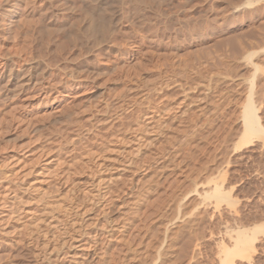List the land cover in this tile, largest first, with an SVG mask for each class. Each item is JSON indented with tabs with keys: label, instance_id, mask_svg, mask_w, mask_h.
<instances>
[{
	"label": "rangeland",
	"instance_id": "rangeland-1",
	"mask_svg": "<svg viewBox=\"0 0 264 264\" xmlns=\"http://www.w3.org/2000/svg\"><path fill=\"white\" fill-rule=\"evenodd\" d=\"M73 1L31 0L30 4L34 2L37 6L36 11L31 12L29 2L26 5V1L22 0V9L18 10L21 12L17 11L13 17L6 16L2 22L4 25H0V77L8 74L10 62L13 64L10 60H20L15 65H25L33 58V53L40 60L47 51L53 55L61 52L64 58H72L69 62L71 66H85V59L76 57L77 50L73 43L65 46L66 43L58 41L63 45L62 48L55 42L77 30V26L78 29L82 28L81 32L85 33L88 42L99 35L97 31L93 36L94 31L85 23L84 13L90 11L89 3L98 5L99 14L107 11L104 12L110 16L107 18L113 20L109 22V27L112 33L114 31L117 42L110 50L112 53L108 49L98 51L99 60L97 58L92 63L98 68L94 80L77 92L64 94L65 97L54 101L55 108H48L47 111L43 110V105L36 108L35 104L41 99L38 88L8 100L6 104L0 103V110L4 109L0 111V127L4 126L0 130V170L9 165L15 153L27 151L29 145H39L37 152L42 148L58 149L59 143L69 141L80 132L89 131L92 122L100 118L101 122H96L90 129L94 133L90 136L92 142L101 143L106 136L128 129L147 108L158 107L168 116H173L189 104L187 117L190 122L192 120L202 125L201 130L195 133L188 146L177 152L174 163L159 170L152 165L146 170L142 183L148 190L145 199L138 200V194H134L126 197L124 204L116 208V223L121 224L133 210L139 212V219L124 240L121 239V229L115 230L111 236L109 254L114 264H124L123 255L132 248L136 251V258L129 264H143L146 260L144 250L149 246V249L152 248L150 252H153L154 243L156 245L162 238L159 230L147 232L148 226L143 224L154 221L165 207L173 205L170 218L175 217L181 209L179 214L189 217V220L194 217L197 224L192 228L194 231L188 230L181 237L177 235L179 238L176 237L173 243L175 252L166 259V263L264 264V0H162L163 3L152 0L151 6L147 4L149 0H146V5L142 3L145 6H137L133 0H123L125 2L122 4L129 11L121 6L122 0H96V3L95 0ZM153 1L161 3L160 7L154 8ZM3 2L0 0V3ZM125 3H131V9ZM148 5L152 9L151 13L146 9ZM24 7L28 11H23ZM120 9L126 13V17H122ZM141 9L145 12L142 16ZM51 10L57 11L53 17L56 32L53 30L54 34L51 33L53 35L48 39V33L45 37L43 31L47 32L44 27ZM94 10L89 13L97 17L98 11ZM25 12L28 13L26 17H30L31 25L23 23ZM135 12H139V16ZM146 12L150 13L145 17L147 20L143 19ZM118 16L122 17L121 20ZM136 16L138 19L141 16V19H136ZM114 23L119 26L114 27ZM149 28H153V31L149 32ZM89 32H92L91 35ZM197 33L203 35L199 34V37ZM26 51L31 53L29 59ZM119 52L124 53L123 58L117 55ZM9 54H13L12 59ZM64 58L60 64L64 65ZM166 77L171 78V81L163 92L148 95L149 89ZM227 80L230 83L227 84ZM248 97L252 99L262 125V137L258 133L251 140L244 138L241 132L242 114L244 105L250 99ZM119 101L130 104L136 102L139 111L123 124L109 121V117L113 118L118 112ZM43 112L48 115H41ZM102 116L109 119L103 122ZM68 119L74 120V123L67 125ZM181 120L175 119L172 128L157 145L163 144L170 148L180 144L185 132ZM96 126L101 129L95 131ZM242 137L243 141L240 140ZM33 158L32 154L28 155L27 163H31ZM20 168L15 169L13 179ZM84 178L80 176L77 180L83 181ZM216 183L222 190L221 195L220 191L213 192ZM6 184L4 180L0 181V188ZM175 200L176 204L180 203L177 213L174 212L177 208ZM100 242L96 244L98 255ZM97 260L98 256H95L89 264H97Z\"/></svg>",
	"mask_w": 264,
	"mask_h": 264
},
{
	"label": "bare ground",
	"instance_id": "bare-ground-1",
	"mask_svg": "<svg viewBox=\"0 0 264 264\" xmlns=\"http://www.w3.org/2000/svg\"><path fill=\"white\" fill-rule=\"evenodd\" d=\"M21 1L22 0H4L3 3H0V25L6 16L13 17L17 14L18 10L22 9H20ZM24 1H26L25 4L28 5L27 3L29 1ZM134 1L135 5L136 3L138 4L137 6H139V4L144 5L142 3L146 5L147 3L146 0H133V2ZM149 1L147 4L151 6L152 0ZM156 1H153L155 4L154 8H157L159 4H161H156ZM163 1L160 0L159 2L163 3ZM118 2H120V0H118ZM118 2H116L117 5H119ZM122 2L124 3L125 1H121V6L123 5ZM248 2H251V0ZM113 3L115 4V2ZM126 3L125 5L127 7L131 5V3L129 5ZM85 4L88 3L85 2ZM97 6L95 4L90 5L89 3L90 9L87 7L90 13L95 8L94 11H98L97 17L92 16L88 11L84 13L86 15L85 23L94 31L93 33L89 32L90 35L91 33L93 35L95 32L98 33L97 31H99V35H95L93 39L91 38L92 42H88V38L85 40V33L83 31L81 32L82 28L78 29V26L76 27L77 30L72 29L75 28V26L72 27L71 30L74 31H72L71 34L64 35L62 39H57L55 42L57 43L59 41L61 44L66 43L65 46L70 45L68 43H73L74 48L77 50L75 54L76 57L80 56L85 59L86 65L79 68L71 66L69 62L73 60L72 58H64V54L61 52L53 55L54 53L50 54L48 51L47 53L45 52L46 54H43L44 58L41 56L42 60L34 57V53L32 55L33 58H30L31 53L26 51L25 53H29V57L27 58H30V60L28 61L27 59L26 61L28 62L25 65H15L20 60L18 62H16V60L14 61L11 57L13 54H9L12 59L10 61H12L13 64L11 65L9 61L10 65H8L11 67H8V74H2V77H0V103L6 104L8 100L19 97L34 88H38L41 99L35 104L36 108L38 109L43 105V110L45 109L47 111L48 108H55L53 106L54 101L65 97L64 94L70 95L77 92L84 85L90 84V82L94 80L95 71L98 69L96 67L97 65L92 64L99 56L98 51L108 49L109 53H112L111 51L113 49L111 50V48L117 43L113 36L114 31L112 33V29L109 27V22L112 23L113 20L109 19V14L107 15L109 18H107V13H105L107 11L105 10V12L103 11V13L100 12L99 14L100 10L97 9ZM137 6L135 8H137ZM31 7L32 10L28 7L29 10L35 12L37 6L35 7L34 2ZM124 8L126 7L123 5V9ZM129 8L131 9V7ZM146 9H149V5ZM24 10L28 11L25 7L23 8V11ZM122 10L121 12H123ZM126 10L129 11L128 8H126ZM149 10L151 13L152 9ZM50 12V16L47 17V23L45 22L46 24L44 27V30L47 32L45 33L43 31V33L46 34L45 37L49 35L48 39L51 38L50 35L54 34L53 32H56L54 27L56 24L53 17L56 15L57 11L51 10ZM95 12L94 14H96ZM144 13L143 11L142 13L140 12L141 16ZM149 14L146 12L143 19H146L145 17ZM27 15L28 13L25 12V17L22 16L23 23L31 25L32 22L28 19L30 17H26ZM21 16H19L20 19ZM126 16V13L124 14L123 12L122 17ZM141 16L139 19H141ZM122 17H120V20ZM136 19H138V17ZM44 21L46 20H43V22ZM143 22L146 21L143 20ZM115 23L114 25L117 24ZM138 25L142 26L140 24ZM8 26L9 25H7V27ZM118 26L116 25L114 27ZM19 27L21 26L19 25ZM9 28L8 30H10ZM28 29L30 28L28 27ZM151 30L153 31V28L148 29L149 32H151ZM58 31L60 32V30ZM43 33H41V35ZM153 33L154 32H152V34ZM199 34L203 35L202 33H197V35ZM41 35L39 37H41ZM200 35L199 37H201ZM30 38L32 39V36ZM42 39L45 40V38ZM61 44L59 46L63 48ZM25 53H23L22 57H24ZM117 55L123 58L124 53L119 52ZM13 56H15V53ZM16 56L14 58H16ZM63 58L64 65L60 64ZM246 59H249V57ZM97 60H99V58ZM170 81L171 78L166 77L163 81L155 83L153 88H150L151 91L149 89L148 95L161 94L164 87L170 84ZM232 81L233 80H231V82ZM228 83L230 82L227 80V84ZM250 99L247 101L248 104L246 103L247 105H244L245 110L244 114H242L243 123L241 131L242 136H245L244 138L248 140H251L252 136L262 132L260 116L257 115V111H255L256 108L252 103V99ZM119 103L118 112H115L113 118L112 116L109 117L110 122L123 124L127 118L139 112L136 102L130 104L128 102L119 101ZM139 107L141 108V106ZM189 108L190 105L186 104L173 116H168L158 107H155V109L154 107L152 109L147 108L148 111L146 109L145 112L140 113L128 129L120 130L106 136V139L101 141V143H97L96 141L92 142L90 139L93 133L90 131L91 127H94L96 122H101V118H97L98 121L92 122L89 131L85 133L80 132L76 137H71L69 141L65 140L63 143H59L57 145L58 149L50 150L42 148L37 152L36 149L39 145L31 144L27 151L15 153L9 165L4 170H0V181L4 180L7 183L0 188V264H89L94 260L95 256H98L97 264H114L115 262L108 251L112 234L115 230L121 229V239L124 240L130 230L135 227L139 219V212L133 210L131 214L124 218L121 224L116 223L115 214L118 212L116 208L124 204L126 197H130L131 195L138 194V200H140V198L142 199L148 191L145 190L146 187L142 185L143 178L146 176V170L148 168L150 169L152 165L156 167V170H159L170 163H174L177 152L183 147L188 146L192 138H194L195 133L201 130L202 125L192 120L190 122L188 119L187 115L190 110ZM0 111L3 112L4 109ZM41 115L48 114L43 112ZM69 118L72 119L73 117L71 118V116H69ZM94 118L96 119V117ZM109 118H104L102 116V119H104L103 122H106ZM70 119H68L67 125L74 123V120L72 121ZM175 119H182L183 121L181 120V122L185 129L180 144H174V146L170 148H167L163 144L157 145L159 140L172 128ZM3 128L4 126H1L0 130ZM97 128L98 126H96L95 131L101 129V127L99 129ZM106 130H104V132H107ZM244 138L242 137L240 140L243 141ZM246 139L244 141H247ZM62 149H65V152H61ZM30 154H32L34 158L31 163H27V158ZM20 166L21 168L18 174L13 179L12 176L15 169ZM80 176L85 177L83 181L77 180ZM216 191H220L217 183L213 188V192L216 193ZM174 205L177 207L174 212H178L174 215L175 217L170 218L174 207L173 205H168L162 210V213L157 219L151 221L149 224H143L144 226H148L147 232L153 233L159 230V233H162V238H159L160 242L158 241L159 243L156 245L154 243V246L151 243L153 248L155 247L153 252H150L152 248L150 247L149 249V246L148 249L144 250L143 255L146 258V260H144L145 264H168L166 263V259L173 254V247H175L173 243L177 240V235L181 237L183 233L185 234L186 231H191L192 228L196 227L197 221L194 220V217L192 218L193 220H189V217L185 218V215L183 216L182 213L179 214L181 210H179L180 203L176 204L175 200ZM194 230L192 229V231ZM156 239H158V237ZM99 240L101 241L100 255H98L99 248L96 247ZM135 253L136 251L134 249L129 248L128 252H126L122 258L124 264H129L133 258H136Z\"/></svg>",
	"mask_w": 264,
	"mask_h": 264
}]
</instances>
